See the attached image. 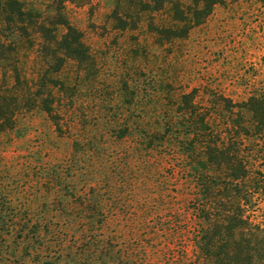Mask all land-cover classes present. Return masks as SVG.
<instances>
[{"label":"trees","instance_id":"obj_1","mask_svg":"<svg viewBox=\"0 0 264 264\" xmlns=\"http://www.w3.org/2000/svg\"><path fill=\"white\" fill-rule=\"evenodd\" d=\"M107 1L113 30L138 31L147 20L159 45L186 38L221 2ZM91 2L52 0L43 9L25 0H0V132L15 127L19 112L32 109L43 111L59 134L63 124L73 128L68 114L79 79L98 75L92 51L101 47L87 41L68 4L89 5L92 13ZM161 11L169 12L170 25L155 22ZM130 39L129 51L145 49L137 34ZM69 62L75 64L73 82L64 73ZM119 90L122 111L129 114H92L95 131L74 135L73 155L118 143L120 150L110 155L118 187L126 190L131 174L146 190L144 203H153L129 209V190L112 192L110 180L71 193L69 211L59 199L53 219L37 220L45 225L32 232L56 248L54 264H264V217L255 213L264 198V169L253 158L254 148L264 146V92L241 101L213 93L203 103L196 88L172 95L170 85L145 91L137 81H124ZM185 233L192 238L185 240ZM69 234L73 247L66 245Z\"/></svg>","mask_w":264,"mask_h":264},{"label":"rangeland","instance_id":"obj_2","mask_svg":"<svg viewBox=\"0 0 264 264\" xmlns=\"http://www.w3.org/2000/svg\"><path fill=\"white\" fill-rule=\"evenodd\" d=\"M25 1L44 9L52 0ZM190 1L182 0L184 4ZM91 3L92 13L89 5L68 4L71 19L84 30L87 41L101 47L92 51L98 75L94 79H79L68 114V119L74 120L73 128L63 124V133L59 134L43 111L32 109L16 115L13 129L0 132V264L47 261L54 264L59 259L56 248L32 236L34 228L45 225L37 220L51 221L59 199L71 210V193L87 191L89 185L110 180L112 192L129 190L125 196L129 209L141 211L151 207L153 200L146 198L148 202L144 203L146 190L131 174L127 178L131 185L126 190L121 188L123 191L118 187V170L110 157L120 150L118 143L110 140L107 149L96 145L73 155L74 135L95 131L92 114L104 119L115 113L129 114L122 111L125 96L119 88L124 81L128 85L137 81L145 91L160 84L170 85L172 95L196 88L197 101L203 103L213 93L241 101L251 93L264 92V3L221 0L186 38L163 45L156 43L154 35L147 31V20L138 31L113 30L105 14L109 2L92 0ZM154 19L158 24H171L168 11L158 12ZM136 34L145 49L137 47L138 51H129L133 43L130 37ZM75 70L74 62L65 67L64 73L72 82ZM134 114L135 110L131 115ZM263 149L261 142L254 148V165L260 170L264 169ZM255 209L259 217H264V198ZM70 234L67 247L75 245ZM184 238L188 240L192 234L185 233ZM193 250L189 244L188 254L192 258Z\"/></svg>","mask_w":264,"mask_h":264}]
</instances>
